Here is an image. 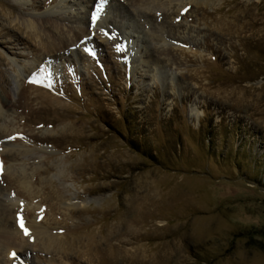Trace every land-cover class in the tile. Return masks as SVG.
Returning a JSON list of instances; mask_svg holds the SVG:
<instances>
[{
	"label": "rangeland",
	"instance_id": "obj_1",
	"mask_svg": "<svg viewBox=\"0 0 264 264\" xmlns=\"http://www.w3.org/2000/svg\"><path fill=\"white\" fill-rule=\"evenodd\" d=\"M0 100V264H264V0H0Z\"/></svg>",
	"mask_w": 264,
	"mask_h": 264
},
{
	"label": "bare ground",
	"instance_id": "obj_2",
	"mask_svg": "<svg viewBox=\"0 0 264 264\" xmlns=\"http://www.w3.org/2000/svg\"><path fill=\"white\" fill-rule=\"evenodd\" d=\"M67 1H69V0H67ZM152 1H156V0H152ZM148 2V1H147ZM29 20V19H28ZM40 26H41V29H42V31H40L41 29H38V28H36L35 26H33V23L32 22H30V21H27V22H25V27H26V29H31V31H33L37 36H38V40L39 41H42L41 39H42V36H43V34H44V31H45V29H50V27H51V25H50V22L48 21V20H41V22H40ZM42 34H41V33ZM55 34V33H54ZM58 36H57V38H53V34H49V36H51L53 39H54V41H53V39L52 38H50V40H51V43L50 44H54V42H56V43H58V44H61V46L63 45V44H65L64 42L66 41L64 38H63V36L61 37V36H59L60 34H57ZM45 41V40H44ZM43 42V41H42ZM54 47V46H53ZM1 102H3L2 100H0V106H1ZM3 105V104H2ZM1 111V110H0ZM1 113V112H0ZM16 153H13L12 155L14 156ZM19 154H21V153H19ZM23 154H26V151H23ZM11 155V154H10ZM9 155V156H10ZM23 156V155H22ZM26 156V155H25ZM15 157V156H14ZM22 186V185H21ZM15 204V203H14ZM14 206V205H13ZM7 207V206H6ZM16 207V206H15ZM12 210H14V209H12V207L11 208H8L7 209V211H8V213H10ZM17 212V211H16ZM15 212V213H16ZM16 216V215H15ZM14 217V216H13ZM17 220V219H16ZM5 225V224H4ZM12 226H13V224H12ZM6 227V226H5ZM34 227H36V226H34ZM8 228L6 227V229L5 228H2L1 229V227H0V248H2V249H10V247H11V244H13V241H14V238H16V236H15V234H13V233H11L9 230H7ZM15 229V228H14ZM29 229V228H28ZM20 230V229H19ZM22 230V229H21ZM32 231V230H31ZM37 231V230H36ZM17 232V231H16ZM43 232V231H42ZM44 233V232H43ZM36 234V233H35ZM37 234L38 235H40L41 234V232H37ZM24 236H25V234H24ZM32 236V235H31ZM29 237L30 236H28V239H29ZM32 237H34V236H32ZM25 238V237H24ZM22 239V238H21ZM30 239H32V238H30ZM14 249V248H13ZM11 250H12V248H11ZM13 260V259H12ZM13 264H39V263H37V262H34V261H32V260H26V259H23V260H21V261H19V260H16L15 261V259H14V262H13Z\"/></svg>",
	"mask_w": 264,
	"mask_h": 264
},
{
	"label": "snow or ice",
	"instance_id": "obj_3",
	"mask_svg": "<svg viewBox=\"0 0 264 264\" xmlns=\"http://www.w3.org/2000/svg\"><path fill=\"white\" fill-rule=\"evenodd\" d=\"M97 10H99V5H97ZM91 18H92V22L95 23L97 20V12H93ZM102 31L104 30L102 29ZM105 35H107L106 32H105ZM86 51H89V50L86 49ZM36 76H37V73L33 72L32 75L29 77V82L42 83V80H37ZM14 138L15 137H8V139H14ZM0 171H2V162H0ZM16 216H17V223L19 224L20 228L22 229V231L24 232L26 236H29L30 230L27 227H25L24 220H23L21 213L17 212ZM11 255L15 256V253H11Z\"/></svg>",
	"mask_w": 264,
	"mask_h": 264
},
{
	"label": "trees",
	"instance_id": "obj_4",
	"mask_svg": "<svg viewBox=\"0 0 264 264\" xmlns=\"http://www.w3.org/2000/svg\"><path fill=\"white\" fill-rule=\"evenodd\" d=\"M128 112H130L129 110H127Z\"/></svg>",
	"mask_w": 264,
	"mask_h": 264
}]
</instances>
